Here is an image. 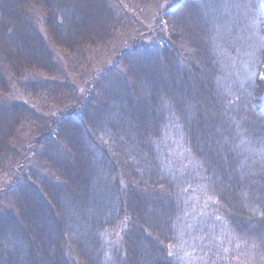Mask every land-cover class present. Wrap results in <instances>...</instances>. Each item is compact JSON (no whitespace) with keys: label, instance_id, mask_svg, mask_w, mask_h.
Here are the masks:
<instances>
[{"label":"trees","instance_id":"16d2710c","mask_svg":"<svg viewBox=\"0 0 264 264\" xmlns=\"http://www.w3.org/2000/svg\"><path fill=\"white\" fill-rule=\"evenodd\" d=\"M206 4L102 66L131 33L111 0H0V264H187L177 133L223 223L208 264H264V55L243 102L224 91Z\"/></svg>","mask_w":264,"mask_h":264},{"label":"rangeland","instance_id":"374dc122","mask_svg":"<svg viewBox=\"0 0 264 264\" xmlns=\"http://www.w3.org/2000/svg\"><path fill=\"white\" fill-rule=\"evenodd\" d=\"M111 1L114 2V6L120 8L118 9L120 13L126 14L124 20L127 21L131 33L122 35L119 41L111 46L110 52H106L108 54H105L104 61H101L105 62L102 66L110 64L130 42L137 39L146 42L158 41L156 34L151 32L157 28L159 13L176 8L179 0ZM260 2H262L260 8L257 6V0H207L206 4L208 9L206 13L212 22L215 36L214 47L220 62L219 83L230 96L237 100L243 99L242 102L246 98L245 92L249 91L246 89L248 84L258 75H263L259 64L264 55V35L260 21V11H264V0ZM66 58L59 56L62 69L67 72L68 78L75 81L78 70L72 72L69 66L71 58ZM91 61L101 67L94 63V58L90 59L89 63L85 61L81 66L88 67ZM82 72L86 73L84 68ZM27 136L28 133H23L20 142L28 140ZM172 139L167 142L170 155L168 158L173 162L174 169L182 180L180 184L186 197L184 202L188 206L187 228L191 231L184 243L177 248V252L182 256L179 260L181 262L184 260L187 264H208V249L203 241L201 242L204 237L202 235H205L203 239L209 237L221 241L223 223L217 213L215 201L207 190L203 172L187 149L182 134L177 133ZM192 228L197 230L194 231Z\"/></svg>","mask_w":264,"mask_h":264}]
</instances>
